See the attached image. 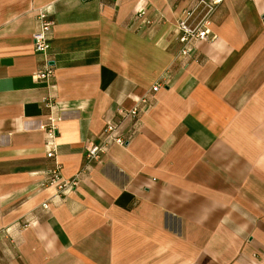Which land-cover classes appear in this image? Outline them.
<instances>
[{
	"label": "crops",
	"instance_id": "crops-1",
	"mask_svg": "<svg viewBox=\"0 0 264 264\" xmlns=\"http://www.w3.org/2000/svg\"><path fill=\"white\" fill-rule=\"evenodd\" d=\"M197 1L0 0V264H264V0H224L188 60L176 20ZM143 97L129 144L87 162ZM50 147L64 178L81 172L67 194L44 186Z\"/></svg>",
	"mask_w": 264,
	"mask_h": 264
},
{
	"label": "built area",
	"instance_id": "built-area-1",
	"mask_svg": "<svg viewBox=\"0 0 264 264\" xmlns=\"http://www.w3.org/2000/svg\"><path fill=\"white\" fill-rule=\"evenodd\" d=\"M223 2L224 0H211L210 2L198 0L191 10L185 11L183 15L176 20L178 40L181 43L179 56L188 58V60H190L192 51L199 42L213 38H211V15L216 7L221 5ZM201 4L207 6L208 11L198 23L192 24L190 22V18L193 16L195 9H197V7ZM137 15L139 18L143 19L146 15V12L138 11ZM36 22L37 29L33 34L34 48L36 52L42 54L45 58V68L39 70L36 73V77L50 81L55 76V65L53 60L48 55L49 49L51 47L50 32L54 25V21L51 19L48 10L45 7H41L36 10ZM166 76L167 73L164 74L153 85V91H157L162 87ZM147 100V97H143L140 100V105H136L129 110H121L120 113L122 114V118L120 120H111L107 122L103 130L101 140L98 143L87 144L85 153L87 162L101 159V157L109 151L111 145L113 144H118L121 146H126L129 144L130 139L120 134V127L126 119L137 120L139 113L147 109ZM44 103L49 109L54 105V103L49 98H45ZM58 120L60 119L51 115L49 116V124L44 126L50 142L56 138L58 131ZM47 157L53 159L55 161V165L49 173L48 178H46L44 186L54 187L59 194H67L73 191L78 185L81 172L75 175L73 178H64L61 173L62 165L57 160V153L53 147L48 149ZM43 207L48 208V204L45 203Z\"/></svg>",
	"mask_w": 264,
	"mask_h": 264
}]
</instances>
